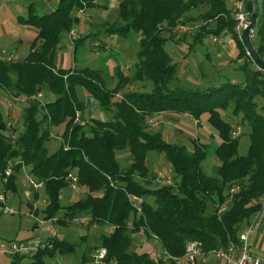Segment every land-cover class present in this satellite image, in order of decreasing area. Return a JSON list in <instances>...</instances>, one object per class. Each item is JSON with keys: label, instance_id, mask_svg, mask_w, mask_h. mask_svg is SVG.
I'll use <instances>...</instances> for the list:
<instances>
[{"label": "trees", "instance_id": "16d2710c", "mask_svg": "<svg viewBox=\"0 0 264 264\" xmlns=\"http://www.w3.org/2000/svg\"><path fill=\"white\" fill-rule=\"evenodd\" d=\"M244 4L249 12L250 4L247 0ZM94 6L95 0H57L52 11L38 16L30 4L26 16L16 18L19 24L33 27L36 36L22 61L0 59V91L13 98L28 99L44 89L54 98L41 108L28 101L22 132L12 144L3 135L6 127L0 116V179L7 162L18 159L13 172L27 167L46 196L43 221L64 225L66 221L85 219L88 226L110 227V233L99 238V245L113 264H170L145 253L128 252V233L138 230L155 240L171 258H180L188 243H196L203 252L236 243L241 228L260 212L258 200L264 197V115L257 112L255 104L256 98L264 100V71L245 56L230 11L225 9L223 0H118L116 28L109 27L105 34L120 38L137 34V52L131 77L114 71L117 81L109 89L99 70H63L54 64L61 35L72 32L77 13ZM201 7H207L202 22L212 21L214 27L202 26L194 41L225 31L235 44L237 61H242L237 68L242 74L239 80H235L237 76H226L208 92L176 86L175 65L164 51L167 38L163 35L185 25L182 21L189 20L187 15ZM253 28L254 36L249 42L264 64V0H256ZM85 39H74L71 45L76 48ZM131 83L146 85L147 90L121 93L113 101ZM77 90L92 99L110 119L83 122L84 103ZM229 105L231 114L239 115L241 124L248 128L249 145L243 156L237 155V138L230 137L231 127L217 112ZM39 110L41 118L36 120ZM161 113L181 114L194 120L207 113V122L219 139L213 150L219 163L214 176H206L200 166L206 155L205 145L190 141L191 149H187L168 144L159 134L145 129V118ZM76 114L81 125L74 123ZM60 125L63 129L59 145L48 153L44 146L49 140L48 130ZM122 151L130 157V164L124 169L115 158ZM149 152L162 155L169 164L171 185L149 187L145 167ZM69 173L76 176L78 187L84 191L82 198L61 207L60 192L68 189ZM12 179L11 175L6 178L9 187ZM233 187L237 191L229 194ZM132 198L140 203L132 202ZM59 211L61 217L55 218ZM129 215L132 222L128 227ZM73 250L74 246L67 242L49 240L30 258L33 264H42L43 258H52L56 253L67 255ZM8 257V264H20L24 255ZM87 257L88 253H82L80 263L88 262Z\"/></svg>", "mask_w": 264, "mask_h": 264}, {"label": "rangeland", "instance_id": "374dc122", "mask_svg": "<svg viewBox=\"0 0 264 264\" xmlns=\"http://www.w3.org/2000/svg\"><path fill=\"white\" fill-rule=\"evenodd\" d=\"M118 0H95L93 8L84 10L76 14V23L70 34H62L59 44L54 51V64L57 69H79L88 67L99 70L105 77L107 88L114 87L116 78L114 71H121L124 77L130 78L135 63V54L137 52L138 35L129 33L126 38H120L115 35L107 36L105 30L109 27L116 28V5ZM236 0H223L227 11L232 10V3ZM57 0H0V59L20 62L27 55L29 46L36 36V30L31 26L21 25L16 21L17 17H25L27 7L32 4L33 11L40 16L49 13L56 6ZM207 7L198 8L196 12L188 16L189 20L182 21L188 29L186 34L179 38L175 37L173 31L166 37L164 51L169 56L170 61L175 65L176 86L185 90H194L208 92L209 89L217 88L218 83L223 79H216L218 68L215 65H221L226 70V61H218L217 57H212L210 61L203 58L205 52L202 43L209 47L208 42L215 35H207L200 42L194 41V37L200 32L201 27L213 28L212 21L202 22ZM255 30V28H253ZM225 32V31H224ZM255 32V31H254ZM226 33V32H225ZM86 38L85 41L74 48L72 40ZM231 59L236 56L237 49L231 37L228 39ZM219 44V43H218ZM217 44V45H218ZM252 44V43H251ZM205 47V48H206ZM207 49V48H206ZM7 61V60H6ZM238 65L233 66L231 72L236 73L239 80L240 72ZM228 64V63H227ZM220 67V66H219ZM239 78V79H238ZM221 80V81H220ZM236 82V81H235ZM147 90V86L131 83L125 86L113 99L118 100L121 93H128ZM36 103L39 108L45 103L53 100V96L42 89L38 94ZM79 100L84 103L83 122L89 120L106 121L110 115L102 113L96 103L90 99L81 90H77ZM257 112L264 115V100L255 99ZM28 102L22 101V97H11L10 94L0 91V116L5 123L6 131L4 137L9 143H13L16 137L22 132V123L24 111ZM218 115L222 121L228 124L234 131L239 128L237 136V155L243 156L249 145L248 128L241 124L239 115L231 114V105L225 110H218ZM42 111H38L36 120L41 118ZM145 129L150 133H157L168 144L186 146L191 149L190 141H197L206 146L205 158L200 166L206 176H214L213 170L218 166V161L213 154L214 148L219 144V139L213 129L207 122V113L202 114L198 120H194L185 115L176 113H161L145 118ZM63 125L57 128L49 129V140L44 145L48 153H51L59 145L60 135ZM44 130V126H41ZM119 167L124 169L130 164V157L126 151L117 152L115 156ZM18 164V159H12L7 162L3 177L0 179V244H18L29 248L32 253L36 251V244L42 247L49 240L64 241L74 246L72 253L67 255L55 254L52 258H43L42 264H81L80 255L88 253L86 260L82 264H92V258L100 249L99 238L107 236L110 233V227L107 226H88L85 219L65 222L64 225H57L54 221H43L42 211L46 206V196L41 185L36 189L32 185L36 181L28 174L27 167H21L13 172L12 168ZM145 167L147 169L146 180L156 188L164 186L157 181L159 175L172 177V171L168 163L165 162L162 155L147 153L145 157ZM12 176V187L7 184L6 178ZM30 181L31 183H29ZM83 190V189H82ZM84 191V190H83ZM82 198V195H74L68 189L60 192L59 205L68 206L76 200ZM147 202L151 203L150 199ZM224 208V207H223ZM264 214V208L254 216L256 229L260 223V217ZM62 211H59L55 218L61 217ZM138 217V214H136ZM132 222V215L127 219V226ZM130 244L128 252L135 254H147L153 259L154 254L163 255L158 243L151 237L146 236L142 230L129 232ZM264 252V250H263ZM24 255L20 264H33L31 255ZM21 256V254H18ZM9 255L0 254V264H8ZM207 264H216L208 258Z\"/></svg>", "mask_w": 264, "mask_h": 264}, {"label": "built area", "instance_id": "2783aa9c", "mask_svg": "<svg viewBox=\"0 0 264 264\" xmlns=\"http://www.w3.org/2000/svg\"><path fill=\"white\" fill-rule=\"evenodd\" d=\"M231 17L234 21V32L236 34L237 39L241 42V33L243 29L248 24L247 12L245 10L244 0H236L232 3ZM176 38H179L181 35L186 34L188 32L187 27L178 25L173 30ZM254 30H250L248 32V39L253 38ZM212 43H217L216 38L210 39ZM245 56L250 58L248 52L245 50ZM9 62L10 59H6ZM3 59V61H6ZM39 96L36 95L34 97H30L28 99L22 98V101L28 102L37 100ZM74 123L81 125V122L78 119L77 114L75 115ZM239 134V128L230 132V137L232 139L237 138ZM67 180V188L74 195H82L83 190L78 187L76 176L72 173H69L66 177ZM157 181L161 182L164 185H171V179L169 177H165L159 175L157 177ZM31 183L30 181H28ZM38 183L32 185L33 189L38 187ZM237 191L236 187L231 188L229 194H233ZM132 202L139 204L140 200L136 198H132ZM259 207L264 208V197L258 200ZM258 214V213H257ZM256 215V214H255ZM254 215V216H255ZM254 216L252 219L245 224L241 230L237 234L236 243H229L224 249L212 250L208 252H203L196 243H188L185 246L184 254L180 258H171L165 253L163 255L154 254V259L160 261L162 263H170V264H207L208 258H211L215 262H220L221 264H259V261L250 253L249 247L247 245V238L255 231L256 223L254 220ZM39 244L37 243L35 248H38ZM0 254L5 255H30L32 254V250L29 248H25L24 246L18 244H0ZM92 264H113V262L107 260L106 252L104 249L100 248L96 251L95 256L92 258Z\"/></svg>", "mask_w": 264, "mask_h": 264}, {"label": "crops", "instance_id": "0c3cea01", "mask_svg": "<svg viewBox=\"0 0 264 264\" xmlns=\"http://www.w3.org/2000/svg\"><path fill=\"white\" fill-rule=\"evenodd\" d=\"M217 37V43H212L211 41L208 42L209 47H206L205 43L201 45L204 47V54L203 58L205 60L210 61V59L214 56L218 58V61H226V70L221 67V65H213L215 68H218V73L216 74V79H223L226 76L229 78H236V73L231 72L233 66H237L238 62L236 56L231 59H228V56H231L232 52H230V47L228 46V39L230 35L228 33L222 32ZM219 43V44H218ZM218 44V45H217ZM207 49H206V48ZM237 55V54H236ZM228 63V64H227ZM220 66V67H219ZM232 82V81H231ZM232 130V128H231ZM260 223L257 229L247 238V245L249 247L250 253L253 258L259 261V264H264V214L259 216ZM212 262L216 264H221L220 262Z\"/></svg>", "mask_w": 264, "mask_h": 264}, {"label": "water", "instance_id": "95a60500", "mask_svg": "<svg viewBox=\"0 0 264 264\" xmlns=\"http://www.w3.org/2000/svg\"><path fill=\"white\" fill-rule=\"evenodd\" d=\"M247 3L250 4V11L247 12V17H248V24L246 27L243 29L241 33V42L245 48V50L248 52L251 60L253 63L256 65L257 68L260 70L264 71V64L258 59L256 54L254 53L249 39H248V32L253 29L255 25V20H256V0H247Z\"/></svg>", "mask_w": 264, "mask_h": 264}]
</instances>
